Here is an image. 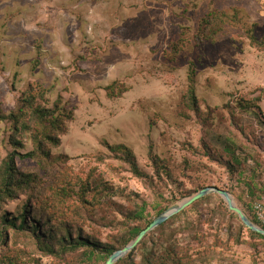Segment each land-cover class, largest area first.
Returning <instances> with one entry per match:
<instances>
[{
	"label": "rangeland",
	"instance_id": "1",
	"mask_svg": "<svg viewBox=\"0 0 264 264\" xmlns=\"http://www.w3.org/2000/svg\"><path fill=\"white\" fill-rule=\"evenodd\" d=\"M212 13L222 15L221 31L220 20L204 29ZM251 34L264 37V0H0V168L13 151L34 149L35 107L55 109L61 101L72 118L57 133L60 145H47L57 161L49 172L69 175L75 203L83 187L91 188L87 211L76 203L82 209L72 223L84 237L110 244L198 187L228 191L257 217L255 203L264 199V51L253 47ZM191 71L199 113L184 103ZM31 93L36 106L26 100ZM23 105L30 108L15 131L8 117ZM211 133L234 141L241 158L234 174L201 152ZM116 145L132 150L146 177L110 150ZM151 154L166 161L169 174L156 173ZM223 161L233 159L225 154ZM17 166L37 173L36 161L17 158ZM206 197L148 234L134 262L178 250L196 264H264V241L248 236L220 195ZM26 201H8L2 213L10 219ZM144 206L143 222L125 221ZM4 237L11 255L27 246L11 230ZM27 249L25 264H84V249L63 262Z\"/></svg>",
	"mask_w": 264,
	"mask_h": 264
},
{
	"label": "trees",
	"instance_id": "2",
	"mask_svg": "<svg viewBox=\"0 0 264 264\" xmlns=\"http://www.w3.org/2000/svg\"><path fill=\"white\" fill-rule=\"evenodd\" d=\"M221 16V14L212 13L205 17L203 25L204 29L209 30L212 20H220L222 26L219 27V31H221L224 25V21L220 19ZM205 30L202 29L201 34H203ZM249 36L253 47L264 51V37L259 39L252 34ZM181 46L182 45H179L178 43L174 44V51L177 53ZM189 81L190 87L184 103L191 110L199 113L194 71L190 72ZM36 94L37 93H31L26 99L29 102L31 100L35 106L37 105ZM61 103V101L56 102L55 109L43 108L40 106L35 107L34 115L36 124L32 138L34 149L25 154H22L17 150L13 151L8 155L0 168V223L3 224V228L0 225V228H2L0 230V239L2 240L0 241V246L2 245V247H6L4 248V252H1L0 264H25V262L22 261L23 258L29 260L27 257L29 249H27V247L34 248L42 257L58 259L61 262L69 260V258H67L68 253L84 249L81 262H84V264H92L94 262L106 264L113 253L125 248L131 242L135 241L144 229H146L157 217L168 210L166 208L161 209L156 218L147 221L145 225L132 227L123 237H113L110 244H104L100 241L84 237L81 232L72 225V223H74L76 217H80L79 210L82 209L76 203L81 204L82 207H84V211H87L85 210L87 209L85 205L90 204L87 196L90 193L91 188L89 190L88 186L83 187L76 195L78 201L75 203V200L71 201L75 197L70 195V193L74 192L72 188L74 185H71V180H68L69 175H53L52 171L49 172V169L55 166L57 161L50 159L52 157L47 150V145H60L61 141L59 134L61 135L64 133L63 129L66 121L72 118V112H61ZM24 106L25 105H23V107L17 112L11 113L8 117L9 120L15 124V131L18 130L20 121L26 116L23 115V113L27 111L28 114V108L30 107ZM57 133L59 134L57 135ZM208 136L210 137L208 140L209 142L205 141L203 143L201 150L203 149L204 151L202 150L201 152H204V156L219 161L220 164L227 167L231 174H234L236 170L234 164L241 165V158L237 155L234 141L223 134L211 133ZM109 148L116 152L117 156L122 155L120 158L130 166L132 172L136 176L146 177V175H144L145 173L139 168L135 160V155L131 149L123 145L109 146ZM197 152L199 153V149H197ZM225 154L230 155L233 161H223ZM17 158L36 161L37 173H24L19 170L17 166ZM151 159L154 162L155 171L159 176L161 173L169 174L166 161H163L156 155L152 154ZM203 189L205 188L198 187L197 190H193L191 194H197ZM21 195L26 196L27 201L22 207H20L18 213L16 212V214L9 219L8 216H5V213H2V205L8 201L18 199ZM207 198L208 197H204L199 201H204ZM66 205H68V214L62 212V209L66 207ZM225 208L228 210L227 206H225ZM241 209L254 224L264 229V225L258 221L255 213L254 215L252 214L249 206L243 205L241 206ZM145 211L146 207L144 206L136 211L127 212L125 214V221L128 224L131 222L134 223L135 221L143 222ZM64 215H68L69 219L67 218L63 220L62 218H66ZM242 226L246 229L248 236L251 239L264 241V235L251 231L243 223ZM5 230H11L15 239L21 237L20 240H26L25 242L27 246L23 248V250H16V255L18 257H15L16 255H11L9 252V242H7L4 237ZM244 242L254 248L258 247V243L249 241ZM141 245L142 243H140L139 247ZM139 247L134 249L116 264H196L195 262L187 261L185 257L180 256L178 250L167 251L166 257L163 258L156 257L155 253L145 254L142 262H134L133 258ZM32 261L33 264H41L38 260L36 261V259H33Z\"/></svg>",
	"mask_w": 264,
	"mask_h": 264
},
{
	"label": "water",
	"instance_id": "3",
	"mask_svg": "<svg viewBox=\"0 0 264 264\" xmlns=\"http://www.w3.org/2000/svg\"><path fill=\"white\" fill-rule=\"evenodd\" d=\"M211 193H216L220 195L223 200L227 203L228 208L231 212L235 213L241 222L251 231L259 233L261 235H264V229L260 226L254 224L248 216L243 212L242 209H240L237 204L234 202V199L232 195L225 190L216 188V187H207L194 196L186 199L183 201L180 205L174 206L170 209H168L165 213L157 217L146 229H144L139 236L135 239V241L131 242L129 245H127L125 248L116 251L113 253L106 264H116L118 261H120L122 258L126 257L130 252H132L134 249H136L140 243L144 240V238L150 234L152 231L160 227L163 223H165L167 220H169L174 215L182 212L186 208L190 207L195 202L199 201L200 199L208 196Z\"/></svg>",
	"mask_w": 264,
	"mask_h": 264
},
{
	"label": "built area",
	"instance_id": "4",
	"mask_svg": "<svg viewBox=\"0 0 264 264\" xmlns=\"http://www.w3.org/2000/svg\"><path fill=\"white\" fill-rule=\"evenodd\" d=\"M255 210L257 213L258 221L264 225V199L255 203Z\"/></svg>",
	"mask_w": 264,
	"mask_h": 264
}]
</instances>
